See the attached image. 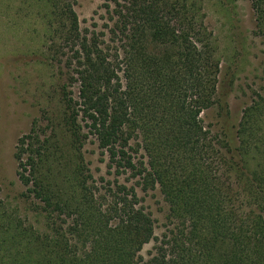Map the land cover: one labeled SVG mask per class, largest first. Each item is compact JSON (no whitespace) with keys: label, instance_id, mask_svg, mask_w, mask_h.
Here are the masks:
<instances>
[{"label":"trees","instance_id":"obj_1","mask_svg":"<svg viewBox=\"0 0 264 264\" xmlns=\"http://www.w3.org/2000/svg\"><path fill=\"white\" fill-rule=\"evenodd\" d=\"M35 1L58 86L17 142L36 220L0 199V264H264V87L236 147L204 123L221 59L198 0H110L101 34L82 28L75 0ZM251 4L264 37V0ZM90 136L114 175L101 186ZM138 187L169 204L161 237Z\"/></svg>","mask_w":264,"mask_h":264},{"label":"rangeland","instance_id":"obj_2","mask_svg":"<svg viewBox=\"0 0 264 264\" xmlns=\"http://www.w3.org/2000/svg\"><path fill=\"white\" fill-rule=\"evenodd\" d=\"M109 2L75 0L82 28L101 34L105 30ZM198 2L214 34L221 59L219 101L201 117L215 133L236 147V130L242 112L264 87V37L256 32L251 0ZM39 7L37 1L30 10L27 0H0V199L30 221L36 220V213L22 195L26 186L18 176L16 146L19 138L30 131L34 119L40 115L43 119L49 93L51 95L58 86L56 69L41 57L44 43L41 18L29 14ZM74 91H77L76 86ZM53 104H56L55 99ZM83 152L98 185H103L102 177L113 179L107 155L91 136ZM143 153L140 150V155ZM138 192L155 219V234L161 237L167 229L169 204L159 188L143 191L138 187ZM155 243L146 244L141 254L148 258Z\"/></svg>","mask_w":264,"mask_h":264}]
</instances>
